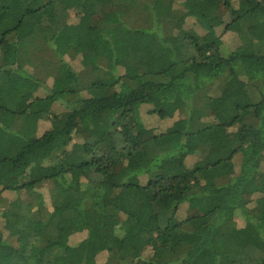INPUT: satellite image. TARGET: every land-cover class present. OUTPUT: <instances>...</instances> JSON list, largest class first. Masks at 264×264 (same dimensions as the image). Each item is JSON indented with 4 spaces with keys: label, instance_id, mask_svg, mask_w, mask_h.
<instances>
[{
    "label": "trees",
    "instance_id": "1",
    "mask_svg": "<svg viewBox=\"0 0 264 264\" xmlns=\"http://www.w3.org/2000/svg\"><path fill=\"white\" fill-rule=\"evenodd\" d=\"M163 5L0 0V264H264V0Z\"/></svg>",
    "mask_w": 264,
    "mask_h": 264
},
{
    "label": "rangeland",
    "instance_id": "2",
    "mask_svg": "<svg viewBox=\"0 0 264 264\" xmlns=\"http://www.w3.org/2000/svg\"><path fill=\"white\" fill-rule=\"evenodd\" d=\"M164 8L168 11H170L172 9V7L174 6V0H164ZM221 13H225V9L223 7H221ZM107 12L109 13H114L117 14L122 20H124L127 17V10L126 9H121V8H117V7H109ZM73 22L75 24H77L79 22V20H77L76 18H74L73 16ZM99 22V18H90V24H95L97 25ZM223 50L227 51V50H233L235 48L239 47V41L238 39L230 34V35H226L223 38ZM247 52L249 51H254L253 47H249V48H245ZM73 66H75L76 68H78L79 70L83 69V66L85 67H93V68H97V61L90 55V54H85L84 58L83 57H78L76 60L73 61ZM97 70V69H95ZM177 115V114H176ZM175 117V116H174ZM176 119V117H175ZM174 118L171 119H167V120H161L156 116H147L146 115V110H143V117H142V123L143 125H145L150 131V133H146L145 137L149 138L151 133H162L164 132L174 121ZM48 123H46L45 121H40L39 122V127H40V133H43L46 128L48 127ZM189 163H194L195 158L190 157L188 159ZM264 173V172H263ZM4 196L8 197V198H13V195L11 194V192H5ZM47 201L48 199V195L47 193H45V197H44ZM221 201L225 204H229L230 206H234L237 207L240 211L241 216H246L249 217L250 215H255V216H261L262 215V210L257 207L256 205L251 203V198L248 196H239V197H233V196H228V195H224L221 198ZM48 203V201H47ZM183 217H186L187 215L185 214V212L181 213ZM241 222V224L243 226H246L250 231L254 230V227L252 225L251 222L249 223H245L242 220H239ZM2 225V222L0 221V226ZM67 228L69 229V231L73 228H71V226H67ZM71 236V240L73 242L79 241L81 239H83L85 237V234L83 233H75ZM28 238H29V234L24 233L21 238L19 239L18 243H17V247L19 248V250L21 251H26L29 247L28 244ZM95 256V255H94ZM107 254L106 253H99L95 256V260L97 261L98 264H105L106 260H107Z\"/></svg>",
    "mask_w": 264,
    "mask_h": 264
}]
</instances>
